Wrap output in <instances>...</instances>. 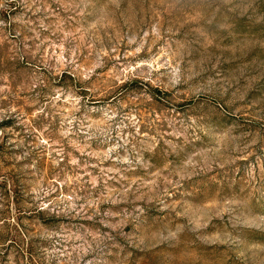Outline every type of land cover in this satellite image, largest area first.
<instances>
[{
  "label": "rangeland",
  "instance_id": "1",
  "mask_svg": "<svg viewBox=\"0 0 264 264\" xmlns=\"http://www.w3.org/2000/svg\"><path fill=\"white\" fill-rule=\"evenodd\" d=\"M0 264H264V0H0Z\"/></svg>",
  "mask_w": 264,
  "mask_h": 264
}]
</instances>
